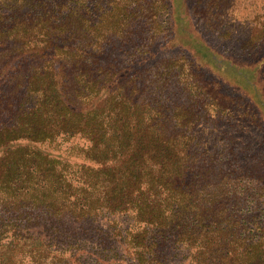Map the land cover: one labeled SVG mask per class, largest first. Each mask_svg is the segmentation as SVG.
<instances>
[{
	"label": "trees",
	"instance_id": "1",
	"mask_svg": "<svg viewBox=\"0 0 264 264\" xmlns=\"http://www.w3.org/2000/svg\"><path fill=\"white\" fill-rule=\"evenodd\" d=\"M168 6L0 0V264H88L67 221L99 264H264L244 176L198 166L199 116L136 67Z\"/></svg>",
	"mask_w": 264,
	"mask_h": 264
},
{
	"label": "rangeland",
	"instance_id": "2",
	"mask_svg": "<svg viewBox=\"0 0 264 264\" xmlns=\"http://www.w3.org/2000/svg\"><path fill=\"white\" fill-rule=\"evenodd\" d=\"M165 1L169 6L161 10L164 26L156 48L136 67L152 79L154 65L161 61V73L167 76L161 95L191 104L199 116L198 166L210 163L214 173L236 168L237 176L231 178L243 175L238 188L250 194L246 209L264 212V0ZM177 60L183 68L169 66ZM211 94L217 107L209 103ZM46 147L54 153L62 150ZM72 224L67 221L63 230L68 236L57 245L71 249L77 241L90 253L88 264H99L94 253L99 233L93 229L91 239L80 238L74 235L80 232L78 225Z\"/></svg>",
	"mask_w": 264,
	"mask_h": 264
}]
</instances>
